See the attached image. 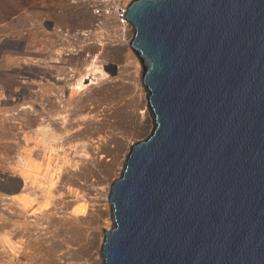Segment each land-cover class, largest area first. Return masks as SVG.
<instances>
[{"label":"water","instance_id":"water-1","mask_svg":"<svg viewBox=\"0 0 264 264\" xmlns=\"http://www.w3.org/2000/svg\"><path fill=\"white\" fill-rule=\"evenodd\" d=\"M154 125L111 189L106 264H264V0H130Z\"/></svg>","mask_w":264,"mask_h":264},{"label":"rangeland","instance_id":"rangeland-1","mask_svg":"<svg viewBox=\"0 0 264 264\" xmlns=\"http://www.w3.org/2000/svg\"><path fill=\"white\" fill-rule=\"evenodd\" d=\"M129 1L0 0V199L8 193L3 166L13 155L15 138L25 133L22 128L19 133L17 124H10L4 117L5 111L15 106H36L40 114L56 118L67 115L71 122L92 110V124L84 121L70 129L65 146L71 149L70 158L81 143L102 139L103 159L85 171L96 187L109 184L111 188L132 144L150 133L153 115L148 129L136 122L139 104L135 93L138 87H146L134 69V57L139 58L130 46L131 27V31L122 32L112 12L99 16L94 10L97 7L93 8L94 4H103L126 10ZM92 69L102 71L103 78L87 79L77 89L69 84L78 74ZM121 159L124 164H119ZM54 220L49 224L32 217L27 227L20 226V235L30 244L28 253L13 258L12 264H91L90 249L103 242L104 230L100 231L93 220L72 236L57 218ZM112 225L113 219L106 230ZM85 228L94 235L87 234ZM63 238L71 244L70 253L63 249Z\"/></svg>","mask_w":264,"mask_h":264},{"label":"bare ground","instance_id":"bare-ground-1","mask_svg":"<svg viewBox=\"0 0 264 264\" xmlns=\"http://www.w3.org/2000/svg\"><path fill=\"white\" fill-rule=\"evenodd\" d=\"M116 6L117 8H115ZM94 7L101 11L98 14L99 16L112 12V17L117 18L121 31H126L128 27H131L133 33V25L124 17L125 10L123 8L120 9L118 5L113 7L103 4H94ZM131 30L128 29V31ZM133 62L136 73L138 76L141 75L142 64L135 57ZM86 72L85 74H78L75 81L69 84L77 86L76 89L81 88L85 80H98L103 78L104 75L102 71L97 73L98 71L94 69L89 73ZM144 87L146 86L144 85ZM147 93V88L138 87L135 93L136 99L135 97L134 99L138 101L136 104H139V107H136V122L140 124V127L148 129L153 114L150 106L146 105L148 102L144 104V101L147 100ZM91 111L88 110L87 113L81 114L72 122L70 121L72 119L68 118L67 115L56 118L40 114L36 106H15L14 109L5 111L4 117L7 122L17 124L18 132L20 133L22 128L25 133L15 138L13 155L3 166L5 189L8 193L0 199V261L2 263L12 264L11 260L13 258H19V256L22 257L23 254L28 253L27 247L30 240L20 235V226L27 227L32 217L45 219L46 222L50 221L49 224L57 218L61 222L60 226L65 227L67 232L70 231L72 236L76 235L74 231L76 233L86 223L93 220L97 222L100 231L109 227L113 219L112 203L109 202L110 199L108 198L112 187L110 188L109 184L96 187L92 182L93 180L89 179L90 176L87 177V174H85L86 169L89 171V167L96 164L98 166V163L103 159L100 153L102 139L98 138L88 143H81L82 145H80L78 151H73L74 154L70 158L68 155L70 147L65 146L68 140L67 134L72 131H69L70 129L74 128L75 125L78 126L80 123H84V121L87 124H92ZM124 162V159H121L119 164H124ZM107 183H110V180ZM109 214L112 217H108ZM85 231L89 235L93 234L86 228ZM47 236L48 234L43 235V238L46 239ZM12 238H15V240L13 241ZM99 238L101 239V237ZM62 242L63 249L69 252L71 244L68 243L66 238H63ZM101 245H103V242L99 241L96 245L93 244L90 249L91 264H106L100 251Z\"/></svg>","mask_w":264,"mask_h":264},{"label":"built area","instance_id":"built-area-1","mask_svg":"<svg viewBox=\"0 0 264 264\" xmlns=\"http://www.w3.org/2000/svg\"><path fill=\"white\" fill-rule=\"evenodd\" d=\"M127 8V7H126ZM125 8V9H126ZM95 11H96V13H98L99 14V10H98V8H96V9H94ZM100 13H101V11H100ZM124 13H126V10L124 11ZM122 18H123V16H121ZM125 17V16H124Z\"/></svg>","mask_w":264,"mask_h":264}]
</instances>
